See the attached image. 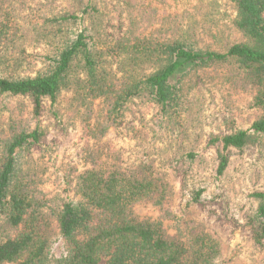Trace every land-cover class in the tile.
Returning <instances> with one entry per match:
<instances>
[{"label": "trees", "instance_id": "1", "mask_svg": "<svg viewBox=\"0 0 264 264\" xmlns=\"http://www.w3.org/2000/svg\"><path fill=\"white\" fill-rule=\"evenodd\" d=\"M76 2L73 12L42 14V27L33 28L13 18L18 7L0 6V263L230 264L215 232L192 226L173 237L161 218L135 213L136 205L149 200L164 216L171 212L174 190L154 160L125 167L116 153L107 161L93 158L88 168L67 177L66 190L72 185L74 194L63 198L44 189L28 155L44 136L36 124L44 100L54 108L63 91H73L87 115L102 102L104 121L96 128L101 135L121 126L130 102L156 104L159 127L172 135L171 165L192 175L203 160L200 83H214L228 107L244 85L254 93L259 115L247 128L226 119L227 131L209 141L217 146L213 174L226 178L234 154L264 145V0H235L234 24L244 40L222 51L204 45L193 23L176 19L166 25L153 11L126 17L125 30L112 37L104 19L94 17L96 5ZM29 44L47 46L39 56L43 67L37 69ZM19 96L28 97L31 108L10 101ZM204 191H193V202ZM253 197L254 240L264 248V191ZM56 242L63 247L59 256Z\"/></svg>", "mask_w": 264, "mask_h": 264}, {"label": "rangeland", "instance_id": "2", "mask_svg": "<svg viewBox=\"0 0 264 264\" xmlns=\"http://www.w3.org/2000/svg\"><path fill=\"white\" fill-rule=\"evenodd\" d=\"M83 2L97 6L99 12L94 17L103 18L105 32L115 38L125 30L126 17H143L146 11H153L152 16L155 15L158 22L166 25L176 19L193 23L201 42L214 50L222 51L229 44L244 40L234 24L237 14L235 0ZM6 4L18 7V16L13 18L24 28H33L35 23L42 27L44 13L73 12L77 6L76 0H0L3 9ZM26 47L28 53L37 58V69L43 67L39 56L46 53L47 46L29 44ZM200 87L196 94L205 103V113L198 150L203 160L195 164L196 172L192 175H186L171 165L172 135L164 127H159L156 104L142 100L130 102L121 126L111 127L101 135L96 128L104 121L102 102L96 101L92 115H87L86 107L73 91H63L54 108L51 100H44L42 114L36 120L44 136L33 147L28 160L39 171L44 189L63 198L74 194L72 185L66 190L67 177L69 179V175L88 168L93 158L107 161L111 154L116 153L125 167L154 160L157 173L174 190L169 204L171 212L164 216L159 205L149 200L135 206L134 211L139 217L161 218L168 234L173 237L181 236L192 226L209 229L222 240L224 259L228 263L264 264V248L254 240L252 222L258 204L253 193L264 191V145L234 154L235 163L231 173L224 179H217L212 169L217 146L209 143L212 135L227 131L229 124L222 123L228 118L235 119L239 127L251 125L260 113L254 105V93L241 85L233 96L232 106L228 107L214 83L201 82ZM10 101L22 102L29 108L32 106L28 97H13ZM220 126L223 128L218 129ZM158 148H161V153L157 151ZM201 188L205 191L200 201L193 202V191ZM53 252L57 256L62 254L61 243H55ZM100 264H107V259Z\"/></svg>", "mask_w": 264, "mask_h": 264}]
</instances>
